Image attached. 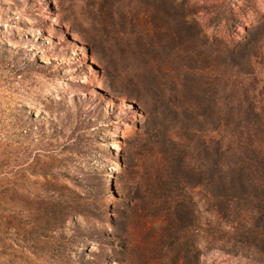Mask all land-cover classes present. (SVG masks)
Returning <instances> with one entry per match:
<instances>
[{
    "label": "rangeland",
    "instance_id": "rangeland-1",
    "mask_svg": "<svg viewBox=\"0 0 264 264\" xmlns=\"http://www.w3.org/2000/svg\"><path fill=\"white\" fill-rule=\"evenodd\" d=\"M145 9L189 39L172 64L204 71L182 80L249 70L223 44L190 59L197 27L235 43L253 26L264 42V0H0V212L22 228L0 264H264L231 247L204 189L181 191L176 215L161 194L150 203L143 62L126 22ZM259 61L251 78L264 80ZM44 207L59 219L39 237Z\"/></svg>",
    "mask_w": 264,
    "mask_h": 264
},
{
    "label": "trees",
    "instance_id": "trees-1",
    "mask_svg": "<svg viewBox=\"0 0 264 264\" xmlns=\"http://www.w3.org/2000/svg\"><path fill=\"white\" fill-rule=\"evenodd\" d=\"M126 18L134 27L130 34L143 62L144 78L137 82L145 91L142 129L150 137L149 156L154 164L148 172L150 203L161 202V194L167 209L176 215L186 198L181 191L200 187L206 192L217 223L225 226L231 247L264 256V80L251 78L260 57H264V42L251 37L253 26L246 28L243 40L235 43L210 38L197 27L190 37V59L198 58L196 48L201 45L223 44L229 56L238 57L249 69L233 72L230 68L226 78H213L212 82L208 78L202 84L197 78H181L187 73L196 76L204 71L202 66L172 64L175 54L188 50L189 39L183 32L169 31L158 24L151 27L147 9ZM183 20L187 23L186 15ZM189 20L196 23L193 18ZM243 74L250 78H240ZM2 212L0 256L7 247L12 248L7 240L16 243L22 229L4 224L6 216ZM9 215L13 217L14 212ZM37 215L40 224L33 225L31 219L27 222L33 225L32 232L45 236L52 229L50 223L59 218L45 207Z\"/></svg>",
    "mask_w": 264,
    "mask_h": 264
}]
</instances>
